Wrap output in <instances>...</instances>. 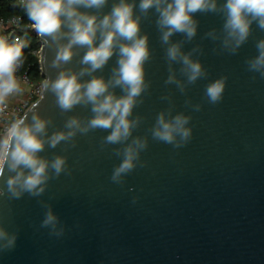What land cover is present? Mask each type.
I'll use <instances>...</instances> for the list:
<instances>
[{
	"label": "water",
	"instance_id": "95a60500",
	"mask_svg": "<svg viewBox=\"0 0 264 264\" xmlns=\"http://www.w3.org/2000/svg\"><path fill=\"white\" fill-rule=\"evenodd\" d=\"M196 18L197 36L184 50L202 47L198 58L208 77L189 85L184 94L164 83L168 64L155 15L141 23L142 34L149 35L152 55L145 68L151 86L134 109V115L144 118L134 135L148 136L149 146L141 154L147 166L137 167L123 185L113 184L110 176L120 160L112 154L116 146L101 148L108 134L104 130L78 135L74 148L64 142L55 149L46 146L41 155L67 156L72 174L50 180L38 198L0 196V223L18 232L15 248L0 253V264H264V79L255 74L253 80L245 65L257 54L255 43L264 31L253 24L252 36L236 55L217 54L213 49L219 42L203 37L222 27V17L197 13ZM45 55L44 75L55 79L58 70L50 67L55 51L47 48ZM82 55L80 51L67 67L79 70ZM115 63L114 55L96 74L107 78ZM221 76L228 78L223 100L211 105L204 97L205 86ZM166 94L171 95L174 114L192 116L193 137L180 149L153 140L148 131L169 106L161 99ZM41 96L30 109L39 103L40 114L53 119L49 135L63 129L68 116L91 115L82 105L61 115L50 92L40 101ZM188 98L202 104L199 112L185 105ZM0 187H5L3 181ZM133 197H139L135 204ZM41 203L51 205L60 218L66 228L63 237L49 236L48 229L39 227L45 212Z\"/></svg>",
	"mask_w": 264,
	"mask_h": 264
},
{
	"label": "clouds",
	"instance_id": "9594fccd",
	"mask_svg": "<svg viewBox=\"0 0 264 264\" xmlns=\"http://www.w3.org/2000/svg\"><path fill=\"white\" fill-rule=\"evenodd\" d=\"M108 5L109 0H20L29 27L42 42L44 73L45 50L55 51L50 67L58 72L55 79L44 75L40 101L50 92L61 115L72 112L78 105L88 107L91 115L87 118L68 116L63 129H56L50 135L49 128L54 121L40 114L39 103L30 109V120L29 112L13 119L0 134V181L5 185L0 187V196L7 195L9 200L21 199L25 194L41 197L50 180L72 174L67 156L57 154L49 159L41 155L46 146L55 149L64 142L74 148L78 135L96 130L108 133L101 139L102 149L116 146L112 154L120 162L113 167L110 176L113 184L123 185L125 177L137 167L147 166L141 154L149 146L148 136L134 135L144 119L139 114L134 115V109L144 102L143 96L151 86V81L146 79L145 65L152 54L149 35L142 34V20L155 15L168 64L169 74L164 83L175 85L181 94L186 93L189 85L208 77L207 69L198 58L203 55L202 47L197 44L184 50V45L197 36V13L217 14L224 21L219 30L213 28L203 37L219 42V47L213 49L217 54L236 55L252 36L253 24L264 31V0H225L224 3L219 0H139L138 4L136 0H112L110 10L105 12ZM176 34L183 39L174 41ZM26 47L27 42L19 36L11 41L0 36V114L5 112L10 97L23 91L17 73L25 62L23 50ZM255 47L257 54L245 60L246 70L254 74L253 80L255 74L264 79V38L258 39ZM80 51L83 55L78 61L79 70L67 67ZM114 55L116 63L110 75L107 78L97 75ZM227 79L221 76L205 86L204 97L209 104L216 105L223 100ZM161 99L169 101V106L156 115L148 131L153 140L180 149L193 137L192 116L184 112L174 114L170 94ZM185 105L194 112L202 108V104H193L190 98L185 100ZM138 199L133 197L132 203ZM41 206L45 212L39 227L48 229L49 236L63 237L66 228L51 205L41 203ZM17 240L18 232H10L0 223V253L14 249Z\"/></svg>",
	"mask_w": 264,
	"mask_h": 264
},
{
	"label": "built area",
	"instance_id": "2783aa9c",
	"mask_svg": "<svg viewBox=\"0 0 264 264\" xmlns=\"http://www.w3.org/2000/svg\"><path fill=\"white\" fill-rule=\"evenodd\" d=\"M20 4V0H18ZM22 17L13 15L5 17L0 12V28L4 31L3 37L9 41L19 36L22 40V32L29 26H22ZM42 42L38 48H33L31 53L38 58L40 63V74L42 77L34 78L29 71V65H24L19 69L17 76L21 81L23 91L20 94L10 97L7 101V108L3 114H0V134L4 128L16 117L27 113L30 107L43 94L42 82L45 79L42 64Z\"/></svg>",
	"mask_w": 264,
	"mask_h": 264
},
{
	"label": "trees",
	"instance_id": "16d2710c",
	"mask_svg": "<svg viewBox=\"0 0 264 264\" xmlns=\"http://www.w3.org/2000/svg\"><path fill=\"white\" fill-rule=\"evenodd\" d=\"M0 12L5 17L17 15L22 17V26H29L26 14L20 7L18 0H0ZM23 40L27 42L28 47L24 48L25 62L24 65H29V71L34 78L42 77L40 74V63L38 58L31 53L33 48H38L41 41L37 38L35 31L31 28H26L22 32Z\"/></svg>",
	"mask_w": 264,
	"mask_h": 264
}]
</instances>
